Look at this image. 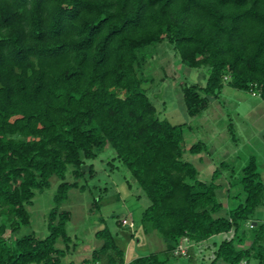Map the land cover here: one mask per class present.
Masks as SVG:
<instances>
[{"label":"trees","instance_id":"16d2710c","mask_svg":"<svg viewBox=\"0 0 264 264\" xmlns=\"http://www.w3.org/2000/svg\"><path fill=\"white\" fill-rule=\"evenodd\" d=\"M165 40L188 66L209 68L204 86H183L189 115L207 109L225 84L264 100V0H0V264H64L72 212L61 205L72 187L85 189L78 180L94 172L86 160L108 144L150 200L142 228L156 231L165 248L127 262L106 226L96 232L102 245L82 264L104 256L103 264H178L182 256L192 260L191 247L187 255L175 253L185 239L199 243L232 231L211 264H241L250 256L264 264V222L255 217L264 183L256 157L243 168L245 198L223 213L220 169L210 182L199 178L183 158L187 125L160 118L147 93L148 47ZM206 149L202 140L189 147ZM70 167L75 181L66 180ZM54 175L62 181L49 234L5 236L7 224L15 233L31 224L28 206ZM250 221L248 237L242 227ZM59 238L64 248L56 246ZM247 239L250 246L239 247Z\"/></svg>","mask_w":264,"mask_h":264},{"label":"rangeland","instance_id":"374dc122","mask_svg":"<svg viewBox=\"0 0 264 264\" xmlns=\"http://www.w3.org/2000/svg\"><path fill=\"white\" fill-rule=\"evenodd\" d=\"M148 49L152 56L144 67L143 75L146 78L144 86L156 105L160 118L168 119L173 124L185 123L187 125L184 129L183 158L199 168V178L207 182L212 181L213 171L220 165V162L226 161L229 167L224 173L232 182V190L242 191L243 168L249 162V152L256 148L255 140L258 144H264V130L261 135L254 136L257 139L253 141H249L247 136L246 138L235 137L233 133L236 132L234 126L229 124V117L233 116L236 103L264 102L249 92L238 91L227 84L226 91L217 101L212 102L221 103V109L217 104H213L200 114L191 116L186 110L183 86L186 84L204 86L209 68L188 66L181 60L178 52L168 40L151 45ZM223 103H232L234 108L230 107L226 110ZM250 113L251 111L247 117L253 120L249 121H255L258 125L263 123L260 113L255 112L256 120L250 116ZM214 135L219 149V154L214 157V160H218L217 166L213 161H207V154L189 151L193 143L201 139L209 141ZM238 149L241 151V157L235 159L232 154ZM91 164L94 166L93 174L86 170L85 176L78 180L80 185L86 186L85 189L72 187L67 199L61 205V209H68L72 212V218L67 223V231L73 242L71 251L63 259L64 264H69L71 261L82 264L84 259H91L94 249L99 248L103 243V240L96 236V232L106 226L110 228L117 244L124 250L127 262L142 255L162 251L165 248L162 237L156 231L146 233L141 225L143 212L150 204V200L133 177L130 169L117 158L116 150L108 144L96 158L86 160L85 168L87 169ZM66 180L75 181L71 167L66 173ZM61 181L56 175L52 176L50 187L43 192L37 191L33 203L28 206L32 218L31 224L23 226L18 233L13 232L10 224H7L5 236L14 240L18 235L34 233L39 238H45L49 234L48 213L55 205L54 195ZM95 198L101 200L99 208L93 204ZM255 217H257V212ZM124 220L128 223L133 222V226L127 225L128 223H124ZM243 230L248 237L252 235L250 222L243 224ZM231 236L230 233L225 236V239H230ZM213 237L212 240L201 241L195 246H192L194 242L184 240L183 245L191 247L192 260L190 261L187 255L179 257L176 263L211 264L218 244L224 239L222 234ZM74 243H77L76 247L73 246ZM56 246L65 247L62 238L58 239ZM105 261H107L106 256L96 264H103ZM214 264L230 263L219 259ZM244 264H258V260L250 256Z\"/></svg>","mask_w":264,"mask_h":264},{"label":"crops","instance_id":"0c3cea01","mask_svg":"<svg viewBox=\"0 0 264 264\" xmlns=\"http://www.w3.org/2000/svg\"><path fill=\"white\" fill-rule=\"evenodd\" d=\"M226 86H227V84H225L224 87L222 88L220 96L216 99H213L212 102H214L215 100L217 101V99H219L221 97V95L227 89ZM237 90L238 91H244V90H239V89H237ZM246 92H249V91H246ZM249 93L252 96L257 97L264 102V100L261 97L255 96L251 92H249ZM212 102H211L209 107L213 106V104H217L219 109L222 108L221 103H212ZM223 105L226 108V110L230 107L234 108L232 103H223ZM242 105H243V108H241ZM237 108L239 110H237ZM250 111H251L250 116H252L255 120H256L255 112L257 111L258 113H260V115H261L260 119L263 120V123L258 125V124H256L255 121H249V120H253L252 118L249 119L247 117V115ZM229 119H230L229 124L234 126V129L236 132L235 135L237 134L236 136H238L239 138H242V137L246 138V136H247L249 141H253L254 139H257L254 136H257V134L261 135L263 132L262 130H264V103H236L234 114L232 117H229ZM244 124H247V126H244ZM248 124L250 126H248ZM249 131H251V132H249ZM247 133H249L250 135ZM214 138H215V135L213 136V138L209 139V141H205V140L201 139L202 141H204L207 144V149L205 151H203L202 153L207 154V156H208L207 161H211V162L213 161L215 166H217L218 160H214V157H216L219 154V149L217 148V142H215ZM255 147L256 148H254L253 150H251L249 152L250 153L249 159L252 155H254L256 157L257 162H258V169L260 172V177L264 183V144H258V142L255 140ZM240 152H241L240 149L234 151V153L232 154L233 158L240 159V157H241ZM224 162L226 163V161H222V162H220V165L216 167V169L217 168L220 169V174L215 179V182L219 185L217 188V195H218L220 201L223 203V205L226 209L224 211V213H225L227 211V209L232 208L233 206H235L239 202H241L245 198V193H244V190L238 191V192L235 190H232V182L227 179V177L225 176V173H224L225 170H227L229 166L227 165V163L222 164ZM198 170H199V168H198ZM214 171H213V174H214ZM213 174H212V179H213ZM199 176H200V171H199ZM261 215H264V199H263L262 204L257 209V219L264 222V216L261 217ZM250 223H252V221H250ZM230 233L233 235V231L229 232V233H222L223 238L225 239L226 238L225 236L230 234ZM213 238L214 237H211L209 239L212 240ZM209 239H207V240H209ZM250 244H251V240L247 239L246 242L243 244H240L239 247L246 248V247L250 246ZM195 245H197V243H195L192 246H195Z\"/></svg>","mask_w":264,"mask_h":264},{"label":"built area","instance_id":"2783aa9c","mask_svg":"<svg viewBox=\"0 0 264 264\" xmlns=\"http://www.w3.org/2000/svg\"><path fill=\"white\" fill-rule=\"evenodd\" d=\"M252 94L255 95V96H259V97H260V94H258V93L253 92ZM124 223L127 224L128 221H127V220H124ZM127 225L133 226V222H130V223H128ZM186 240H187V239H185V241H186ZM188 248H189L188 246L183 245V243H181V244L177 247L175 253H176L177 255H187ZM244 262H245V261L241 262V264H244Z\"/></svg>","mask_w":264,"mask_h":264}]
</instances>
